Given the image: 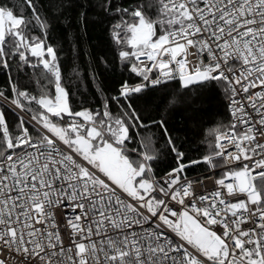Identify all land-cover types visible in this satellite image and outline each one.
Here are the masks:
<instances>
[{"label":"snow or ice","instance_id":"snow-or-ice-1","mask_svg":"<svg viewBox=\"0 0 264 264\" xmlns=\"http://www.w3.org/2000/svg\"><path fill=\"white\" fill-rule=\"evenodd\" d=\"M25 5L0 0V264H264V0H159L154 17L96 0L123 73L95 110L72 107L51 18ZM75 7L86 28L93 5ZM109 63L73 75L101 92ZM218 88L230 122L193 157Z\"/></svg>","mask_w":264,"mask_h":264},{"label":"trees","instance_id":"trees-1","mask_svg":"<svg viewBox=\"0 0 264 264\" xmlns=\"http://www.w3.org/2000/svg\"><path fill=\"white\" fill-rule=\"evenodd\" d=\"M11 2L16 5L17 14H20L21 10L26 7L25 0H11ZM76 2L77 0H42L47 17L51 18L49 35L52 42L62 49L60 58L64 70V85L70 93L72 107L79 110L81 101L86 100V106L95 110L100 107L106 97L115 94L119 88L118 81L122 79L123 69L118 60L113 61L117 53L108 31L111 24L116 21L111 17L106 18L96 6V0H90L93 8L88 10L87 27L85 28L80 20V10L75 7ZM79 2L82 3L83 0H79ZM115 2L124 6L141 5L145 13L151 16L156 14L159 6V0H115ZM35 31L39 30L35 29ZM74 46H77L75 53L73 52ZM100 55L106 56L110 63L107 69L100 72L103 83L99 86L103 91L97 92V85L92 84L90 79L86 83L80 81L73 75V68L80 66L81 75H83L90 60ZM124 75L127 74L124 73ZM6 79V74L0 73V90L5 88ZM23 83L30 87L35 94H38L44 82L41 81L40 84H37V77L33 76L29 70L28 75L23 77ZM225 101L223 89L218 88L212 94L211 99L205 102L202 108V125L196 130L197 135L193 143L186 145L189 155L196 157L209 150L207 141L200 135L201 132L216 125H223L224 128H227L230 114ZM112 107L115 113L118 106L113 103ZM176 125L177 127H191L184 125L179 117L176 119ZM152 132L158 135L155 128L152 129ZM181 139H183V134H181ZM191 175H195V173Z\"/></svg>","mask_w":264,"mask_h":264},{"label":"built area","instance_id":"built-area-1","mask_svg":"<svg viewBox=\"0 0 264 264\" xmlns=\"http://www.w3.org/2000/svg\"><path fill=\"white\" fill-rule=\"evenodd\" d=\"M225 103L227 104V100L225 101ZM230 114V113H229ZM230 119H231V117H230ZM230 122V121H229ZM209 185L211 186V182H209Z\"/></svg>","mask_w":264,"mask_h":264},{"label":"rangeland","instance_id":"rangeland-1","mask_svg":"<svg viewBox=\"0 0 264 264\" xmlns=\"http://www.w3.org/2000/svg\"><path fill=\"white\" fill-rule=\"evenodd\" d=\"M155 15H153V17H154Z\"/></svg>","mask_w":264,"mask_h":264}]
</instances>
